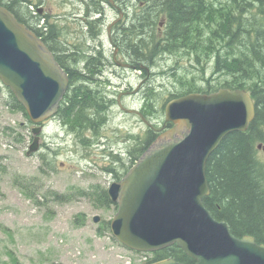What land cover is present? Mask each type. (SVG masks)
Here are the masks:
<instances>
[{"label":"trees","instance_id":"16d2710c","mask_svg":"<svg viewBox=\"0 0 264 264\" xmlns=\"http://www.w3.org/2000/svg\"><path fill=\"white\" fill-rule=\"evenodd\" d=\"M141 1H144L140 13L142 21L133 22L136 15L132 16L133 23L129 29L126 28L128 36L124 34L118 41L126 49L132 64H137L138 71L143 73L142 77L151 79L154 74L155 78V68L160 75L171 70L180 83L170 91L168 97L160 96V103L165 100L163 111L167 101L175 97L191 92L211 93L221 87L244 88L254 99L256 115L249 128L227 134L208 158L206 173L211 192L204 198V204L216 219L227 221L234 235L240 237L251 234L258 242L264 243V158L258 149V144L264 142V0ZM33 5L32 1L9 0L5 6L53 48L57 45L56 25L47 20L44 25L46 29L39 26L42 16H34L30 9ZM93 10H101V4L96 2ZM162 22L163 27L160 26ZM134 45L139 47L133 49ZM166 53L179 58L181 55L190 57L203 71L202 78L207 74V68L212 66L213 75L220 76V80H212L211 76L204 78L206 82L204 79L199 82L185 74L179 60L173 67H159L157 59ZM60 63L69 74L70 87L56 118L68 130L76 131L86 145H90L92 139L86 131L100 133L108 124L110 106L115 99L108 97L105 85L86 83V72L97 75L94 67L81 66L77 70ZM88 64L92 65L90 61L85 63ZM77 79L80 83H76ZM153 95H156L154 87L148 85L142 110L147 117L157 109ZM7 104L12 109L22 111L32 123L26 108L12 91ZM171 125L168 123V126ZM155 137L153 130L144 133L135 145L136 152L129 163L111 153L121 166L119 169L107 167L109 171L120 179ZM3 168L0 157V170ZM22 190L33 198L37 197L27 185H22ZM80 194L93 198L101 207L109 208L116 204L110 199L107 189L100 185L93 186L92 190L84 189ZM53 196L63 200L69 198L61 193H53ZM105 227L110 230L109 220ZM98 232L102 233V230L99 228ZM168 257L186 264L195 263L177 244L156 251L149 262ZM11 259L14 264H23L13 253Z\"/></svg>","mask_w":264,"mask_h":264},{"label":"water","instance_id":"95a60500","mask_svg":"<svg viewBox=\"0 0 264 264\" xmlns=\"http://www.w3.org/2000/svg\"><path fill=\"white\" fill-rule=\"evenodd\" d=\"M0 80L37 124L58 111L69 86L67 71L43 39L1 4ZM255 115V101L244 88L191 92L168 101L165 120L174 125L108 189L117 204L113 234L138 251L177 244L195 264H264V243L249 234L235 236L204 204L211 192L208 158L227 134L247 130ZM40 131L41 126L33 128L28 154L39 148ZM149 264L186 263L170 257Z\"/></svg>","mask_w":264,"mask_h":264},{"label":"rangeland","instance_id":"374dc122","mask_svg":"<svg viewBox=\"0 0 264 264\" xmlns=\"http://www.w3.org/2000/svg\"><path fill=\"white\" fill-rule=\"evenodd\" d=\"M43 2L44 11L47 9L54 16L61 15L63 22L67 14L74 17L73 12H84L78 6L80 0H35L32 11L39 14ZM129 2L137 5L133 22L142 21L140 13L143 3L136 0ZM108 11L109 20H112L117 10L109 8ZM127 11L130 15L135 13L133 7ZM67 20L69 24L59 23L64 26V39L67 37L72 43L81 44L80 27L74 25L72 19ZM128 22L129 29L133 22ZM128 29H124L125 35ZM107 47L111 49L108 51L110 54L114 46ZM138 47L134 45L133 49ZM177 60L185 74L199 82L211 76L212 80H220V76L213 75L211 65L205 77H200L203 74L200 66L185 55L179 58L166 53L157 59V63L159 67L167 68L175 66ZM155 69L157 76L152 81L145 78L147 84L144 91L153 83L156 94L153 99L157 109L152 122L161 123L165 120L162 110L165 100L160 103V96L168 97L170 91L180 83L171 70L160 75ZM140 74V71L130 73V81L135 83L136 76ZM116 85L114 91L117 92L127 86L126 83ZM10 91L0 81V157L4 163V168L0 170V264H14L11 253L23 264H142L152 258L154 253L137 252L126 247L105 227L116 212L115 205L101 207L93 198L80 194V191L92 190L96 185L108 188L114 175L107 167L120 164H114L111 157L103 154L102 144L86 145L76 131L68 130L58 118L44 127L40 133L39 148L28 154L34 141L32 127L35 125L29 123L22 111L12 109L7 104ZM123 98V104L128 108L144 106L141 96ZM113 107L110 112L113 120L102 132L106 133L110 144L119 150L127 146L128 134H142L148 127L139 116L120 109L118 105ZM92 137L97 138V134L92 133ZM260 155L264 158V152L261 151ZM22 185H27L37 197L24 193ZM53 193H62L69 198L57 199ZM96 216L100 217L98 221H95ZM99 228L102 233L98 232Z\"/></svg>","mask_w":264,"mask_h":264},{"label":"flooded vegetation","instance_id":"af4514ba","mask_svg":"<svg viewBox=\"0 0 264 264\" xmlns=\"http://www.w3.org/2000/svg\"><path fill=\"white\" fill-rule=\"evenodd\" d=\"M27 1H32L33 3H35V0ZM136 1H139L140 3L144 2L141 0ZM0 2L8 5L9 0H0ZM96 2L101 4V10H93V6ZM96 2L92 0H80L78 6L80 7V9L83 8L84 12H73V15H75L74 17H72L70 14H67L64 17V22L61 15L54 16L50 12H48L47 9H45L46 11H44L45 2H43V7L40 9V13H37V15H41L43 19V21H40L39 26H43V29H46L44 25H46L47 20L51 19L56 25L55 32L57 35V45L53 46V48L51 46L49 47L51 48L59 62H63L64 64L69 65L74 69L79 70L81 66L94 67L97 75L92 76L91 73L86 72V83L88 85L110 84V86L115 88L116 86L113 85L115 83L120 82L123 85L127 82L130 83L127 86H123L122 90H120L116 95L117 97L115 96L118 105L119 100H121L123 104V97L126 96L138 95L143 97L145 94V78L147 79L148 77L145 76L143 79V73L140 72L142 74L137 75L136 80L139 79L138 81H140L141 79H143L142 82H139L138 86L132 85V82L130 81V73L138 72L137 64H132L131 60L126 54V49L122 47V45L118 41V38L124 36L125 34L124 29L127 28V22L132 19V16L137 14V5L135 4L133 6L132 3L129 2V0H98ZM132 7L135 9V13H132V15H130L131 13L127 10L130 9L131 11ZM109 8H114L115 10H117L115 16L112 17V20H109ZM35 15L36 14H34V16ZM67 19H72L73 24L81 28H79L82 38H80L81 44L72 43L67 37L64 39V26L59 25V23L69 24ZM108 45L112 47L114 46L110 54L108 53V51H111V49L107 47ZM87 61H90V64L92 65H85ZM119 68H121V70ZM153 77L154 74L152 75L150 80H152ZM115 80H118L119 82ZM76 83H80L79 79L76 80ZM105 91L108 94V97H111V95L115 93V91L113 90ZM123 106L125 107V109L128 108L124 104ZM140 109L142 108L140 107ZM128 113L136 114L134 112ZM55 117L48 119L42 125L46 126V124H48L49 121H51ZM161 124L162 126L158 127L156 123H147L148 128L146 129V131H144V133L148 132L149 130H153L155 134H158L160 129L166 128V126H168V123L165 122H162ZM140 137L141 133L139 135H133L132 133H130L129 139L126 141L127 146H125L124 149H119L120 152L115 150L114 147L109 144L106 133L103 134L102 132V135L100 137H97L96 142L98 145L102 144L101 146L105 148L104 150L106 153L116 152L120 155L122 154V161L126 160L129 163L132 161L134 153L136 152L135 145L138 143ZM258 148L260 151L264 152V143L262 147L258 146Z\"/></svg>","mask_w":264,"mask_h":264}]
</instances>
